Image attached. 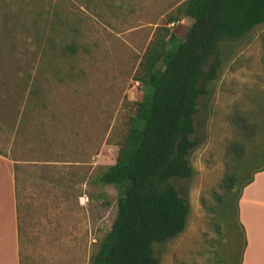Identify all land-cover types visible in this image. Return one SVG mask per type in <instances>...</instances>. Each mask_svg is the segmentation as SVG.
<instances>
[{"label": "rangeland", "instance_id": "obj_1", "mask_svg": "<svg viewBox=\"0 0 264 264\" xmlns=\"http://www.w3.org/2000/svg\"><path fill=\"white\" fill-rule=\"evenodd\" d=\"M180 1L0 0L2 103L12 106L22 77L37 76L39 84L36 96L26 102L22 96L21 126L15 129L5 116L0 122V131L13 135L0 133V150L18 161L24 263L87 264L93 243L108 230L116 191L97 176L114 162L124 119L140 97L132 74L155 26L166 25L181 38L192 21L179 16L166 22ZM260 33L264 24L224 61L206 107L194 116L197 144L187 156L193 173L171 180L189 205L186 226L154 244L159 264L239 263L243 237L234 199L216 196L226 173L239 165V182L264 161ZM65 43H73L75 53L54 57L51 45L58 50ZM68 65L70 76L52 71ZM237 107L256 123L249 139L229 120ZM229 142L243 145L241 158L227 149ZM258 147L262 153L253 155Z\"/></svg>", "mask_w": 264, "mask_h": 264}, {"label": "trees", "instance_id": "obj_2", "mask_svg": "<svg viewBox=\"0 0 264 264\" xmlns=\"http://www.w3.org/2000/svg\"><path fill=\"white\" fill-rule=\"evenodd\" d=\"M179 16L192 19L183 37L166 25L155 26L132 74L140 97L124 119L114 162L97 176L99 183L116 191L115 215L108 230L93 243L87 264H159L154 244H163L184 230L189 205L171 180L192 175L187 156L197 144L192 136L194 116L206 107L224 61L249 41L255 27L264 24V0H181L166 22ZM259 38L264 51V33ZM51 47L54 57L67 59L75 53L73 43L58 50ZM71 70L70 65L65 70L52 69L61 76H70ZM21 82L15 85L19 90L12 106L0 98V122L5 116L15 129L22 124V96L26 102L39 93L37 76L27 75ZM7 93L6 88L8 98ZM250 116L237 107L229 117L244 139L255 133L256 123ZM258 148L253 155L262 153ZM227 149L235 159L242 157L240 142L227 143ZM263 167L264 161L239 182V165L226 173L216 200L231 195L237 216L242 186ZM241 242L244 245L243 238ZM18 256L19 264H26L20 251Z\"/></svg>", "mask_w": 264, "mask_h": 264}, {"label": "crops", "instance_id": "obj_3", "mask_svg": "<svg viewBox=\"0 0 264 264\" xmlns=\"http://www.w3.org/2000/svg\"><path fill=\"white\" fill-rule=\"evenodd\" d=\"M0 133L3 137L13 136ZM17 162L0 150V264H19L21 203L13 167ZM237 221L244 239L238 264H264V167L253 172L251 180L242 186L237 198Z\"/></svg>", "mask_w": 264, "mask_h": 264}]
</instances>
